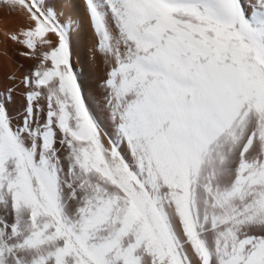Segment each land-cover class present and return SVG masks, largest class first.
<instances>
[{"label":"snow or ice","instance_id":"1","mask_svg":"<svg viewBox=\"0 0 264 264\" xmlns=\"http://www.w3.org/2000/svg\"><path fill=\"white\" fill-rule=\"evenodd\" d=\"M0 9V264H264V0Z\"/></svg>","mask_w":264,"mask_h":264},{"label":"bare ground","instance_id":"2","mask_svg":"<svg viewBox=\"0 0 264 264\" xmlns=\"http://www.w3.org/2000/svg\"><path fill=\"white\" fill-rule=\"evenodd\" d=\"M17 23V17L8 16L6 10L0 9V32H3L5 30H15V26L17 25ZM95 43V38L92 36L90 30L85 28V30L77 39L73 55V63L74 65H77L78 70L83 71L85 68L87 69V79L90 89L95 87V82L97 79V72L91 59V50L94 48ZM6 47L11 52V50L15 49L17 46L9 42ZM12 58L21 59L15 56L14 53L12 54ZM2 63L3 71L6 73V71L8 70V68L11 67V65L9 64V61L6 58L2 60ZM25 67H28L27 62H25Z\"/></svg>","mask_w":264,"mask_h":264}]
</instances>
